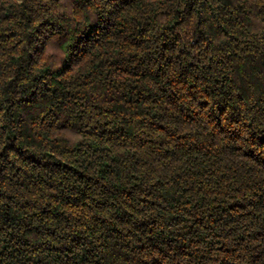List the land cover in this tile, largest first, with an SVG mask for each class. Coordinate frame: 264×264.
<instances>
[{
	"label": "trees",
	"instance_id": "trees-1",
	"mask_svg": "<svg viewBox=\"0 0 264 264\" xmlns=\"http://www.w3.org/2000/svg\"><path fill=\"white\" fill-rule=\"evenodd\" d=\"M0 264H264V0H0Z\"/></svg>",
	"mask_w": 264,
	"mask_h": 264
}]
</instances>
